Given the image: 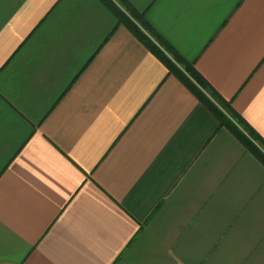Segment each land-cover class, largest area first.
<instances>
[{
  "label": "crops",
  "instance_id": "0c3cea01",
  "mask_svg": "<svg viewBox=\"0 0 264 264\" xmlns=\"http://www.w3.org/2000/svg\"><path fill=\"white\" fill-rule=\"evenodd\" d=\"M264 140V0H127ZM0 264H264V165L99 0H0Z\"/></svg>",
  "mask_w": 264,
  "mask_h": 264
},
{
  "label": "trees",
  "instance_id": "16d2710c",
  "mask_svg": "<svg viewBox=\"0 0 264 264\" xmlns=\"http://www.w3.org/2000/svg\"><path fill=\"white\" fill-rule=\"evenodd\" d=\"M117 20L176 77L217 120L218 127L226 129L242 146L264 165V140H262L231 104L219 96L196 71L193 63L184 59L149 24L127 0H99Z\"/></svg>",
  "mask_w": 264,
  "mask_h": 264
}]
</instances>
